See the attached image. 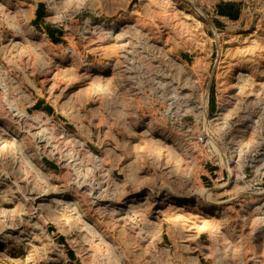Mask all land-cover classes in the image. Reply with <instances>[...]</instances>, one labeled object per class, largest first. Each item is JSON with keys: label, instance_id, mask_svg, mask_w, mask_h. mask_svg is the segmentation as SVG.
I'll use <instances>...</instances> for the list:
<instances>
[{"label": "rangeland", "instance_id": "obj_1", "mask_svg": "<svg viewBox=\"0 0 264 264\" xmlns=\"http://www.w3.org/2000/svg\"><path fill=\"white\" fill-rule=\"evenodd\" d=\"M0 264H264V0H0Z\"/></svg>", "mask_w": 264, "mask_h": 264}]
</instances>
